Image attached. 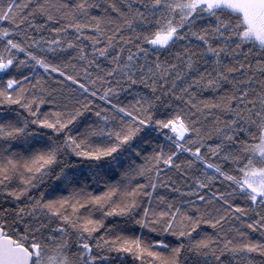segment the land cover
I'll list each match as a JSON object with an SVG mask.
<instances>
[{
  "label": "snow or ice",
  "instance_id": "obj_1",
  "mask_svg": "<svg viewBox=\"0 0 264 264\" xmlns=\"http://www.w3.org/2000/svg\"><path fill=\"white\" fill-rule=\"evenodd\" d=\"M0 264H264V0H0Z\"/></svg>",
  "mask_w": 264,
  "mask_h": 264
}]
</instances>
